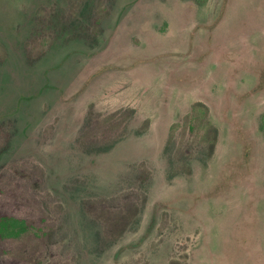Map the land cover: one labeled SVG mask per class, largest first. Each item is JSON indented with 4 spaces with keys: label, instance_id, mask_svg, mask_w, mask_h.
<instances>
[{
    "label": "rangeland",
    "instance_id": "1",
    "mask_svg": "<svg viewBox=\"0 0 264 264\" xmlns=\"http://www.w3.org/2000/svg\"><path fill=\"white\" fill-rule=\"evenodd\" d=\"M0 138V264H264V0H0Z\"/></svg>",
    "mask_w": 264,
    "mask_h": 264
},
{
    "label": "trees",
    "instance_id": "2",
    "mask_svg": "<svg viewBox=\"0 0 264 264\" xmlns=\"http://www.w3.org/2000/svg\"><path fill=\"white\" fill-rule=\"evenodd\" d=\"M109 138L112 137V135H108ZM3 145V140L0 138V146ZM28 182H30L29 180H26L25 184H27ZM1 190V189H0ZM11 193H7L6 197L4 198V201L1 202L2 205H0V208H3L5 210H7L6 207H10L12 206V198H14V195H10ZM122 197V198H121ZM124 200L121 202V200ZM146 196L145 194H139V193H133V192H125L122 193L120 196H116L113 198V200H107L102 198H97V199H91L90 202L92 201V203H101V205L104 208V213L108 214V209L109 208H115L117 210H123V211H127L126 215L123 217H120L119 220L116 222L115 226L113 227H108V226H104V234H107V236H114L115 238L121 236L124 231L126 229H128L132 222L134 221V219L136 218V214L139 208H141L144 205ZM60 207V206H59ZM49 208V209H46ZM46 212H50L52 214V212H54L56 214V217H58V213L60 212V210L62 209H58V208H54V207H46ZM107 208V210H105ZM44 210H37V208H30L29 209V216L31 217V215L36 218L38 217V215H40V211H45ZM110 210V209H109ZM44 213V212H43ZM46 215V214H45ZM95 216H102V215H96L93 214ZM106 215V216H108ZM13 219H15L14 221H18V219L14 216H12ZM54 218V217H53ZM106 232V233H105ZM47 250V246H44V243L41 246L38 247H32V251L33 252H37V254H44ZM34 254V253H33ZM6 262L9 264H21V260L17 259L18 261H14V259L10 256L9 259H6ZM25 264H40V260H36L34 261H30L29 257H27V260L25 261Z\"/></svg>",
    "mask_w": 264,
    "mask_h": 264
}]
</instances>
